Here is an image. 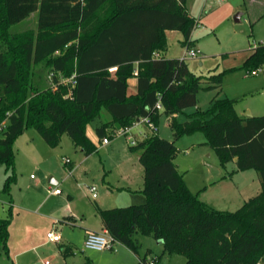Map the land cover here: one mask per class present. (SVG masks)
Listing matches in <instances>:
<instances>
[{"label": "trees", "instance_id": "1", "mask_svg": "<svg viewBox=\"0 0 264 264\" xmlns=\"http://www.w3.org/2000/svg\"><path fill=\"white\" fill-rule=\"evenodd\" d=\"M186 3L0 0V166L14 169L13 145L28 127L36 128L52 147L67 133L89 155L98 146L86 124L103 109L111 118L96 127L102 139L145 116L158 125L163 112L172 117L176 138L203 131L222 165L237 157V170H257L262 189L234 211L215 208L185 182L174 162L176 139L156 132L131 145L144 166L145 202L99 209L105 229L135 253L141 245L136 235L143 232L161 240L165 252L185 255V264H256L264 260V114L243 115L236 99L216 97L208 109L190 113L182 122L177 119L198 103L201 88L220 87L225 73L197 74L186 59L164 55L168 30L181 31L184 45L191 41L197 20ZM33 12L38 14L35 26L12 29ZM245 64L251 70L264 64L263 43L253 48ZM51 71L77 73L72 96H65L67 85L44 83ZM132 77L137 79L135 94L128 93ZM14 180L11 173L5 192ZM10 222L0 218V253L8 252ZM60 250L67 257L75 248L61 244ZM143 262L146 257L137 264ZM82 264L95 263L86 257Z\"/></svg>", "mask_w": 264, "mask_h": 264}, {"label": "rangeland", "instance_id": "2", "mask_svg": "<svg viewBox=\"0 0 264 264\" xmlns=\"http://www.w3.org/2000/svg\"><path fill=\"white\" fill-rule=\"evenodd\" d=\"M186 6L197 20L191 41L184 45L183 33L169 30L168 50L164 55L182 58L190 48L199 49L196 57L186 59L192 71L204 75L225 73L220 87L201 88L198 103L177 114V119L182 122L187 120L188 114L208 109L216 97L236 99V107L241 114H264V64L256 75L250 74L252 66L245 64L253 48L264 44V0H187ZM239 13L241 16L237 20ZM37 15V12H33L29 18L14 24L12 29L21 31L35 26ZM45 77L44 83L51 84V80ZM110 118L109 112L103 109L100 116L86 124L87 134L98 147L101 140L96 127ZM171 119L162 112L157 133L168 140L176 139L178 152L174 162L190 189L200 199L209 200L221 210L234 211L241 207L244 201L237 197L238 192H247L245 182L253 183L252 178L245 180L240 174L223 182L221 176L232 171L235 164L232 161L226 166L221 164L217 151L205 143L203 131L184 133L176 138ZM139 128L145 129L148 136L156 133L148 125L142 124L132 128L127 135L109 137L112 148L109 151L98 149L94 158L79 166L76 172L72 168L81 164V151H76L67 133L63 134L58 146L52 147L36 128L25 129L13 145L14 169L7 171L4 165L0 166V217L12 218L8 241L10 248L20 246L27 227L34 233L35 243L42 244L31 250L23 263L16 261L14 253L8 255L2 250L0 264H44L45 259H50L53 264H65L66 261L80 264L85 254L96 258L100 256L103 264H137L144 257L148 261L155 259L156 264H185V255L165 252L161 241L143 232L136 235L141 244L138 253L119 242L102 251L85 247L82 226L87 224L93 229H100L98 205L119 207L146 200L143 192L144 166L139 160L138 151L131 149L133 144L130 137L138 134ZM66 159L71 162H66ZM11 173L16 175V180L11 182L7 193L4 185ZM250 173L256 172L251 170ZM51 178H55L59 185L50 183ZM92 185L97 186V198L90 191ZM55 187H59L63 193L54 194ZM107 191L111 194L105 195ZM250 192V197L258 194L254 190ZM104 197L107 203L102 201ZM11 198L12 211L9 206ZM42 201L45 204L40 207ZM68 217H72V220ZM53 222L62 240L47 243V229L50 225L54 228ZM60 244H73L76 254L64 258L59 250ZM25 246H30V243ZM260 262L264 264L263 259Z\"/></svg>", "mask_w": 264, "mask_h": 264}, {"label": "crops", "instance_id": "3", "mask_svg": "<svg viewBox=\"0 0 264 264\" xmlns=\"http://www.w3.org/2000/svg\"><path fill=\"white\" fill-rule=\"evenodd\" d=\"M30 17V16H29ZM28 17V18H29ZM169 31V30H168ZM167 31V32H168ZM171 31H174V30H171ZM199 50V49H198ZM159 55H160V52H157ZM112 71L114 72L115 71V68H112ZM128 93L129 94H135V93H137V79H136V77H132V78H130L129 79V86H128ZM241 113V112H240ZM249 112H247V113H242L243 115H246V114H248ZM261 115H263V114H261ZM248 116V115H247ZM103 122H101V123H99L97 126H99V125H101ZM142 124H144L143 122H139L138 124H136L135 126H133L132 128L134 129L135 127H140ZM148 136V134L146 133V131H145V129H140L139 128V132H138V134H133V138L137 141V142H139V141H141V140H143L145 137H147ZM100 140H101V144H100V146L97 148V150L98 149H100V150H102V151H104V150H107V151H109L112 147H111V139L109 138V142L108 143H104L103 142V139L102 138H100ZM76 148V151L78 152V150L79 151H81V157H80V159H79V162L81 163L80 165L78 164L77 165V167H75V168H72V170L74 171V172H76V171H78L79 170V166H81L83 163H86V162H88L91 158H94V156H95V154H96V152L94 151L93 153H91V154H89V155H87V154H85L84 153V151L82 150V149H80V148H78V147H75ZM96 150V151H97ZM236 161H237V157H234V159L232 160V162L235 164V167H233L232 168V171H230V172H228L227 174H225V175H222L221 176V180L224 182V181H226V180H230V179H233L236 175H240L242 178H244L245 180H247V179H249V178H252V180H253V183H250V182H245V186H246V191L247 192H245V191H243V192H238V198H241V200L242 201H244L245 202V200H247L249 197H250V194L249 193H251L250 191L252 190H254V191H256V193H259L260 191H261V189H262V183H261V179H260V175H259V173H258V171L257 170H255V169H247V170H237V163H236ZM71 162V161H70ZM251 170H255V172L256 173H250L251 172ZM72 171V172H73ZM98 171H100V169L98 170ZM73 172V173H74ZM244 174V175H243ZM246 176H248L247 178H246ZM102 180L103 181H105V178L103 177L102 178ZM249 181V180H248ZM50 183H52V184H54V185H59V182L55 179V178H51V180H50ZM54 193V192H53ZM63 192H61V193H54V194H57V195H61ZM110 192H106L105 193V195L106 194H109ZM111 194V193H110ZM254 196V195H253ZM94 197V196H93ZM98 197V194L94 197V198H97ZM105 198V197H104ZM103 198V202H105V203H107L106 202V198L104 199ZM203 201H205V202H207L208 204H210V205H214V204H212L209 200H207V199H202ZM44 204H45V202H41L40 203V207H42V206H44ZM105 206H100V205H98L97 206V212H98V214H99V218H100V229H93L92 227H89V226H87V224L86 225H83L82 226V229L84 230V232H83V237H84V242H85V238H86V236H87V234L89 233V232H91V231H101V230H103V229H105V227H104V225H103V222H102V219H101V216H100V213H99V209H106V208H113V207H109V206H107V204H104ZM9 206H10V211H12V209H13V199L11 198L10 200H9ZM115 207H117V206H115ZM215 207V206H214ZM216 208V207H215ZM219 209V208H218ZM0 218H6V217H0ZM9 218L11 219V222H10V224H9V238H10V225L12 224V218L9 216ZM70 220H72V217H68ZM54 224H53V226H54V228L52 227V225H50V226H48V229H47V233H46V237H47V243H49V242H51V243H53L52 241H50L49 240V238H48V232L49 231H51V230H55L56 229V224H55V222H53ZM9 238H8V241H9ZM22 240H21V244H20V246L19 245H17V246H15V247H12V248H10L9 247V243H8V252H6L8 255L10 254V253H14V256H15V258H16V261L18 262V263H23V261H25L26 260V258H27V254H29V252H31V250H35L37 247H39L42 243H35V235H34V233H31V231H30V229H28V227L26 228V232H25V234L24 235H22ZM62 240V239H61ZM30 243V246H25V247H23V245H26V244H29ZM32 243V244H31ZM61 245V244H60ZM60 245H59V250H60ZM70 245H72L74 248H75V246L73 245V244H70ZM76 250V249H75ZM74 250V253H72L71 254V256H73V255H75L76 254V251ZM60 252H61V250H60ZM61 254H62V252H61ZM64 256V255H63ZM93 256L94 255H89V254H85V257L83 258V260L81 261V262H79L80 264H82L84 261H85V259H86V257H90V258H92V260L94 261V263L95 264H103V259H101L100 258V256H98V258H96V256H94L95 257V260H94V258H93ZM64 258H65V256H64ZM18 259L19 260H21V262H19L18 261ZM66 261V260H65ZM53 264V263H52ZM65 264H69L68 263V261H66L65 262Z\"/></svg>", "mask_w": 264, "mask_h": 264}, {"label": "built area", "instance_id": "4", "mask_svg": "<svg viewBox=\"0 0 264 264\" xmlns=\"http://www.w3.org/2000/svg\"><path fill=\"white\" fill-rule=\"evenodd\" d=\"M199 50L190 48L187 53L182 57L184 59H187L188 57L194 58L198 55ZM155 56H159L157 52L154 54ZM261 71V68L254 69L250 72V74L256 75ZM135 74H138V69L135 70ZM49 78L51 80V85L54 88H57L58 85H67L68 86V93L65 95L66 97L72 96V89L77 83V73L74 72L70 76H64L61 71H51L49 73ZM156 107L158 109L162 108V105L160 102H157ZM139 122H143L144 124L148 125L151 127L155 132L158 131V125L151 120L149 116L142 117L138 121H135L132 126H128L125 128H122L116 132L117 134H124L127 135L130 133L131 129L133 126L138 124ZM132 139L131 143L136 144V140L130 137ZM104 143L109 142V138L105 137L103 138ZM66 162H70L69 159H66ZM90 191L93 193V196L95 197L97 195V186L92 185L90 187ZM54 193H61V189L59 187H55L53 190ZM48 238L52 242H59L62 239V236L60 233L56 232L55 230H51L48 232ZM116 242L115 238L108 232L107 229H103L101 231H91L87 234L85 238V247L88 249H93V250H107L113 246V243ZM44 264H52L50 259H45ZM142 264H156V260L152 259L149 260L148 262H143ZM256 264H261L260 260Z\"/></svg>", "mask_w": 264, "mask_h": 264}, {"label": "water", "instance_id": "5", "mask_svg": "<svg viewBox=\"0 0 264 264\" xmlns=\"http://www.w3.org/2000/svg\"><path fill=\"white\" fill-rule=\"evenodd\" d=\"M240 16H241V14H240V13H239V14L236 16L237 20H239V19H240ZM246 115H248V116H251V114H250V113H248V114H246ZM159 241H161V240H159Z\"/></svg>", "mask_w": 264, "mask_h": 264}]
</instances>
